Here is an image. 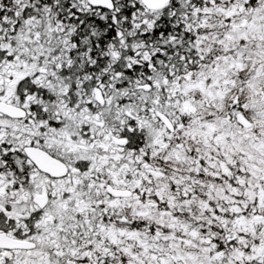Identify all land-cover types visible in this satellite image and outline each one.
Returning <instances> with one entry per match:
<instances>
[{
	"label": "snow or ice",
	"instance_id": "6c2138e0",
	"mask_svg": "<svg viewBox=\"0 0 264 264\" xmlns=\"http://www.w3.org/2000/svg\"><path fill=\"white\" fill-rule=\"evenodd\" d=\"M0 264H264V0H0Z\"/></svg>",
	"mask_w": 264,
	"mask_h": 264
}]
</instances>
